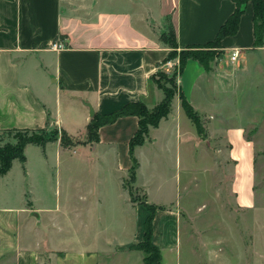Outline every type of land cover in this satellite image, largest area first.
<instances>
[{
	"label": "crops",
	"instance_id": "0c3cea01",
	"mask_svg": "<svg viewBox=\"0 0 264 264\" xmlns=\"http://www.w3.org/2000/svg\"><path fill=\"white\" fill-rule=\"evenodd\" d=\"M234 9V0H0V131L52 127L76 139L87 135L89 106L99 115L129 102L153 108L164 93L152 77L168 69L164 60L170 47L162 36L173 31L177 50L204 44L213 40ZM252 14L247 2L236 33L220 43L225 52L238 51L243 70L207 71L188 59L177 85L205 119L207 138L224 142L235 206L256 214V185L262 177L256 168V139L245 138L244 123L229 125L224 120L226 106L219 97L235 87L240 76L250 77L249 71L264 77V36L263 45L254 47ZM55 40L64 47L49 48ZM170 60L178 64L177 58ZM137 127L138 118L125 115L100 125L91 144L84 141L68 148L57 138L44 145L26 144L25 161L14 159L0 175V264H143V253L136 248L148 215L143 202L158 207L151 242L160 250L161 264H181L184 216L174 197L183 186L180 172L195 170L196 151L203 148L197 149L196 126L177 94L169 113L149 127L144 142L134 148L139 163L134 184L141 191L140 200L133 202L121 181L117 185L129 196L124 202L132 219L122 215L119 223L109 206V191L101 192L95 182L81 181L71 194L57 184V169L67 162L97 170L102 164L112 177L125 178L131 167L129 140ZM79 148L83 154L73 159L65 151ZM161 156L174 157L175 181L168 197L166 190L162 192L164 183L156 182L157 199H150L151 178L164 172ZM144 158L153 176L139 180Z\"/></svg>",
	"mask_w": 264,
	"mask_h": 264
},
{
	"label": "rangeland",
	"instance_id": "374dc122",
	"mask_svg": "<svg viewBox=\"0 0 264 264\" xmlns=\"http://www.w3.org/2000/svg\"><path fill=\"white\" fill-rule=\"evenodd\" d=\"M195 50L205 56L203 62L207 71L214 72L217 71V68L230 72L243 70V65L239 62V54L238 60L237 58L232 59L231 51L225 52L219 45L202 46ZM251 67L252 64L250 69H252ZM178 72L168 68L162 70L157 77L159 84L174 90L175 95L179 93ZM251 72L247 73L251 74L248 78L240 76L239 83L235 87L230 86L227 91L219 93V97L226 106L224 120L229 125L236 122L244 123L245 138L247 140L256 139L255 143L258 148L256 168L260 177L262 175L256 185V195L260 204L258 211L255 214L252 210H239L235 206L230 190L231 166L222 154L224 142L217 138H207L206 121L192 107V111L196 113L203 129L202 136L198 132L196 134V146L197 149L201 147L203 149L196 151L195 170L180 172L183 186L178 195L174 197V201L180 204V210L184 216L181 219V264H264V77L255 73L252 75ZM247 74L245 73V75ZM148 109L152 110V108ZM39 132L46 138L60 139L62 135L60 131L52 127ZM21 134L22 132L15 130L0 131V147L18 143ZM87 141L90 144L92 142L87 138V135L76 139L68 136V139L62 141V146L72 148L79 143L84 142L85 144ZM82 149H76L74 153L69 149L65 151L67 155L71 156L70 159H73L80 153L83 154ZM200 151L204 152L201 154ZM144 154L146 157H150V152L144 150ZM136 158L138 159V157ZM159 161L164 172L154 174V177L151 178L153 174L150 173V166L147 165L145 159L143 171L138 174L139 180L140 178L143 180L151 178L150 189L153 192L150 194V199H157L154 194L156 182L164 183H162V192L166 190L165 196H167L168 189L175 181V173H172L176 169L174 157L161 156ZM69 164L70 162L63 163L61 169H57L60 171V179L57 184L59 183L71 194V191H77V187H79L77 183H81V181L84 183L95 182L101 192L109 191V198H111L109 206L112 208L111 211H114L119 223L122 215H125V218H133V213L125 205L124 198L130 196V199L135 202L139 201L142 195L129 178V174L122 179L121 174L112 177L102 164H100L99 170L96 167L86 168L79 167L80 165L75 163H71V166ZM120 181L129 196L117 189ZM57 184L55 185L53 174L51 178L53 190ZM113 188L116 191L114 193ZM161 195L163 194L160 193L162 198ZM131 226L133 225L130 224ZM128 237L125 233L123 239L126 240Z\"/></svg>",
	"mask_w": 264,
	"mask_h": 264
},
{
	"label": "trees",
	"instance_id": "16d2710c",
	"mask_svg": "<svg viewBox=\"0 0 264 264\" xmlns=\"http://www.w3.org/2000/svg\"><path fill=\"white\" fill-rule=\"evenodd\" d=\"M235 9L228 16V18L224 21V23L219 27L215 37L213 40L208 41L204 44H191L186 46L183 49L177 50V45L175 41V36L173 31H169L168 34L163 35V40H167L170 51L166 56L164 61L178 58V69L179 72L182 71L185 63L188 59L197 60L204 68V58L199 54V52L195 49H199L202 46H213L219 45L221 40L228 35H233L236 33L239 19L241 14L243 13V5L247 2H250L253 8L252 14V22H253V46L260 47L263 45V36H264V0H234ZM221 47V46H220ZM206 70V69H205ZM161 71L157 72L153 75V81L156 86L161 89L164 93L163 99L149 110L147 106H145L141 102H129L125 104L119 110L111 112L106 115L93 114L87 127L86 133L87 138L91 141L97 140V129L100 125L112 123L117 118L125 115H134L138 118V127L134 135L129 140V154L131 157V167L128 171L129 178L132 182L135 181L136 170L139 166V163L136 157L133 154L134 148L136 146L141 145L149 131V127H155L158 125L161 118L165 117L169 111L171 106L172 98L175 95L174 90L166 88L164 85L159 84L157 81V77ZM169 82V80H166ZM179 93H177L181 106L185 112V114L193 121L196 126V130L202 136L203 129L197 119L196 113L192 111L191 105L188 103L186 98L184 97L182 91L178 88ZM17 132H22L19 136L18 143L14 145L5 146L3 148L0 147V175L5 174L11 167L12 161L14 159H18L20 162L25 161V156L23 153V149L28 143H35L44 145L47 141H53L56 137L46 138L44 135L40 134L41 130H16ZM61 144L63 145L64 140L68 139V135L65 132H61ZM143 205L148 210V215L144 221V234L143 239L136 245V248L141 250L143 253V264H161V254L160 250L154 246L151 242V234H152V219L155 213V210L158 208L157 206L143 202Z\"/></svg>",
	"mask_w": 264,
	"mask_h": 264
},
{
	"label": "built area",
	"instance_id": "2783aa9c",
	"mask_svg": "<svg viewBox=\"0 0 264 264\" xmlns=\"http://www.w3.org/2000/svg\"><path fill=\"white\" fill-rule=\"evenodd\" d=\"M64 47V44L61 42V41H53L50 45H49V48L53 49V50H59L61 48ZM238 56V51L236 49H232L231 50V57L232 59H236ZM165 65L167 68H169L170 70H174L175 72H178V64H173L171 62V60H167L165 62ZM179 73V72H178Z\"/></svg>",
	"mask_w": 264,
	"mask_h": 264
},
{
	"label": "water",
	"instance_id": "95a60500",
	"mask_svg": "<svg viewBox=\"0 0 264 264\" xmlns=\"http://www.w3.org/2000/svg\"><path fill=\"white\" fill-rule=\"evenodd\" d=\"M89 114L92 116L93 115V110L91 108V106H89Z\"/></svg>",
	"mask_w": 264,
	"mask_h": 264
}]
</instances>
